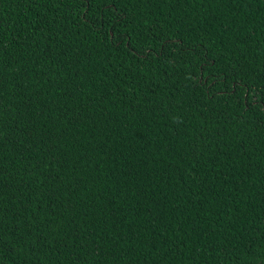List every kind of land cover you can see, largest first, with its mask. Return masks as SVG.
Instances as JSON below:
<instances>
[{
	"label": "trees",
	"instance_id": "16d2710c",
	"mask_svg": "<svg viewBox=\"0 0 264 264\" xmlns=\"http://www.w3.org/2000/svg\"><path fill=\"white\" fill-rule=\"evenodd\" d=\"M0 264H264V0H0Z\"/></svg>",
	"mask_w": 264,
	"mask_h": 264
}]
</instances>
